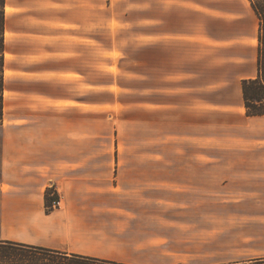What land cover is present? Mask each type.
Returning a JSON list of instances; mask_svg holds the SVG:
<instances>
[{"label": "crops", "instance_id": "1", "mask_svg": "<svg viewBox=\"0 0 264 264\" xmlns=\"http://www.w3.org/2000/svg\"><path fill=\"white\" fill-rule=\"evenodd\" d=\"M151 2V19H114L115 11L144 12ZM194 3L6 0L0 222L43 229L39 247L122 264H264L261 195H238L232 209L203 212L200 244L138 239L140 220L159 218L182 186L193 196L200 182H244H220L216 171H264V116L247 115L242 88L258 74L257 16L249 2L247 15L204 21L194 17ZM125 25L153 28V67L131 69L136 85L99 69V28ZM128 71L121 70L126 80ZM132 115L154 146L119 145L126 128L115 123ZM182 144L187 161H169L165 148ZM52 187L62 206L47 214ZM151 251L159 257L147 258Z\"/></svg>", "mask_w": 264, "mask_h": 264}, {"label": "rangeland", "instance_id": "2", "mask_svg": "<svg viewBox=\"0 0 264 264\" xmlns=\"http://www.w3.org/2000/svg\"><path fill=\"white\" fill-rule=\"evenodd\" d=\"M194 2L195 6L198 5L194 11V17L196 19H203L204 21L214 19L215 13L220 14L222 12H232L239 16L247 15L245 13L247 12V6H249V0H194ZM129 5L132 6L131 4ZM146 6L149 10L142 12L141 10L133 9L129 11L127 15L115 11L114 19L119 22L123 19L137 22L145 16L151 19L153 18V4L152 2L146 3ZM1 11L6 12V7L4 1L2 3V0H0V12ZM152 30V27H141L138 25H125L124 27H115L113 29L99 28L98 35L101 43L99 44V57L104 59L99 60V69L102 68L103 70H107L108 73L114 71L115 80L117 82H129L131 85L135 84L137 82L136 74L130 72L131 69L137 68L139 64V66L145 70H152L153 67V38L147 36V34H151ZM144 34H146V39L143 37ZM144 39L147 43H144ZM0 41L2 42L1 31ZM113 45H115L113 53L106 50ZM0 58H3L2 52H0ZM111 62H113V69L108 66ZM123 69H125L126 72L129 70L130 77L126 75L130 78L129 80H126L127 77L122 74L121 70ZM0 76H4L2 65ZM132 113H136V111ZM131 117V122L124 123V120H121L115 123V126L120 125L123 126V129L126 128V130L121 131L123 135L120 137L121 140L119 145L154 146L153 138L149 136L147 133L148 131L145 136L137 133V121L133 118V115L130 116V118ZM146 126H150L149 130L152 131V124H147ZM114 139L115 141L117 140V134H114ZM186 145L187 144L169 145L165 148L168 152L167 157L169 161H187V156L184 155L183 151L187 150ZM190 145L191 144H189L188 147H195V145ZM174 151L183 153L176 156L173 154ZM153 155L154 154H152V156ZM164 157L165 156H163L162 161H165ZM209 173L212 175L215 171L209 170ZM216 173L217 178L221 180L220 182L224 180V183H229L231 179H236L237 181L243 180L244 182L242 185H226L218 188L200 182L193 187V196L186 195V191H183L186 190V187L182 186L183 190L178 189L176 195L170 196L171 205H167V208L160 212L162 214L159 218L147 217L146 220H140V223L142 222L145 226V230H139V242H161L164 244H169L170 242L177 244L190 242L193 244H200L203 221L207 220L202 218L203 212L232 209V202L235 201L234 197L238 195L245 196L253 194L264 197V171L220 170L218 172L216 171ZM212 182L214 183L215 181ZM219 193L223 196L222 202L219 203L212 198L208 200L209 195L213 196ZM11 222L10 220L0 222V236L10 237L17 243H0V264H75L74 261H69L61 255L39 249V246L31 247L37 246L46 238L43 229L29 221L26 227L20 224L21 221L16 220ZM170 227H178V232H172L169 230ZM181 228H184V232L181 231ZM185 228H188V232L185 231ZM159 231L161 232L159 233ZM15 239L24 242H32L36 245L19 243V241ZM178 249H180V247H178ZM179 252L181 251L179 250ZM146 257L154 259L159 256L155 254L154 251H151ZM108 261L112 260L101 259L95 262H86L85 264H111Z\"/></svg>", "mask_w": 264, "mask_h": 264}, {"label": "trees", "instance_id": "3", "mask_svg": "<svg viewBox=\"0 0 264 264\" xmlns=\"http://www.w3.org/2000/svg\"><path fill=\"white\" fill-rule=\"evenodd\" d=\"M4 5H6V0ZM250 5L255 12L258 19V74L255 78L244 79L242 82L244 104L246 107L248 116H264V0H249ZM5 12H0V31L2 32V42L0 41V52L3 53V58H0V69L3 66L4 71V49H5ZM4 35V37H3ZM4 38V39H3ZM4 116V76H0V124L3 121ZM52 190L46 191V212L50 214L54 211L52 206L54 197L51 195ZM0 243L15 244L13 241H1ZM38 247V246H31ZM44 251L61 255L67 258L69 261H74L75 264H85L86 262H95L101 259L84 256L80 254L67 255L66 253L54 251L51 249L38 247ZM111 264H122L115 261H108Z\"/></svg>", "mask_w": 264, "mask_h": 264}, {"label": "built area", "instance_id": "4", "mask_svg": "<svg viewBox=\"0 0 264 264\" xmlns=\"http://www.w3.org/2000/svg\"><path fill=\"white\" fill-rule=\"evenodd\" d=\"M51 195L54 197L52 206L54 209L60 208L62 206V200L61 197L58 195L54 187H52V193Z\"/></svg>", "mask_w": 264, "mask_h": 264}]
</instances>
